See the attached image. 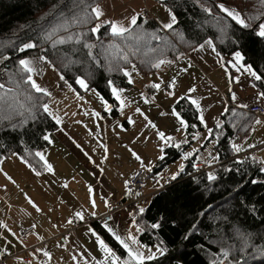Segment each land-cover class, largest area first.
<instances>
[{"label":"trees","instance_id":"16d2710c","mask_svg":"<svg viewBox=\"0 0 264 264\" xmlns=\"http://www.w3.org/2000/svg\"><path fill=\"white\" fill-rule=\"evenodd\" d=\"M102 1L96 0V3ZM160 2L177 17V24L173 29L165 33L153 16L143 12L140 23L147 32L156 31L170 41L163 58L175 61L177 56L185 55L202 41L213 38L214 46L222 56L232 55L236 50L241 51L244 58L242 61L251 65L253 70L262 76L261 80H255V84L260 92H264V39L256 37L250 29L240 30L236 26L229 31V38H224L221 43L215 22L217 11L214 10L209 16L201 7V5L212 7L221 0H160ZM224 2L228 6L243 10L246 20L250 16L264 13V3H261V0ZM72 6L73 0H0V83L11 86L7 84V72L13 70L18 58L21 56L30 58L40 54L39 48L27 50L24 54L17 52L16 49L29 42L30 38L35 41L41 28L46 29L56 23L61 13L70 16ZM107 28L108 26L104 25L96 36L89 34L90 39L87 41L96 45L92 51L102 65L104 57L109 53L117 57V60L120 55L128 54L130 62L119 63L129 72L132 71V64H135L136 71L143 75L157 70L151 63L159 53L145 54L146 49L143 47L135 54L128 53L124 49L125 42L119 38H111V42L124 51L109 49V52H105L104 49L110 40ZM151 46L155 47L156 42L153 41ZM45 48L50 58L56 60L59 70L65 71L74 88L78 89L74 84V76L76 74L84 76L90 71L92 77L89 89H96L112 107L110 114L117 115L116 102L107 86V80H114L122 88H130L132 84L128 83L129 77H124L117 71L109 72L104 67L97 68L91 63L87 50L82 45L66 44L58 46L55 50L45 45ZM3 56H9L10 59L4 61ZM64 57L75 61L67 70H64L61 64ZM87 90L78 89L80 93ZM41 99L46 103L48 97ZM262 105L264 106V103ZM173 107L187 122L185 134L191 142L193 134L202 129L196 110L186 98L178 99ZM255 119V115L245 112L242 108L228 106L219 121L211 127L213 131L204 142L213 143V157H216L214 166L198 173L194 167L197 153H191L184 162V170L175 180H172L169 174L163 175V178L167 179L166 182L158 184V189L148 196L147 203L132 204L129 213L136 211L137 205L145 208L142 214L138 212L136 214L137 224L143 229L144 237L156 245L163 241L162 246L168 250L163 256L157 254L155 261H146L145 264H210L213 259H223L222 248L231 249L229 259L233 264H264V255L261 254V249H264V171H261L264 163L257 157L264 149L247 154L253 148L236 152L232 147L234 139H237L235 145H238L240 140L250 134ZM217 124L220 125L219 128L216 127ZM57 128L54 121L47 118L42 110L37 120L24 128L12 131L6 125H0V145H4L0 148V155L10 156L13 150L23 155L26 148L32 152L42 151L49 145L42 139V134ZM186 147V144L178 148L172 145L166 147L164 158L154 163L149 178L178 158L182 149ZM29 159L37 170L44 171L37 159L33 157ZM210 171L216 176V180L207 179ZM125 194L127 195L126 191ZM201 213L206 214L200 215ZM161 218H163L161 227L153 229L151 225ZM104 220L91 218L88 223L117 255L126 259L124 249L102 227ZM193 224H196L197 228L189 239L185 240L184 236L189 233ZM61 227L63 230L59 234V245H62L60 237L66 235L64 232L69 226L62 224ZM241 234H245L246 238H242ZM240 249H243V252Z\"/></svg>","mask_w":264,"mask_h":264},{"label":"crops","instance_id":"0c3cea01","mask_svg":"<svg viewBox=\"0 0 264 264\" xmlns=\"http://www.w3.org/2000/svg\"><path fill=\"white\" fill-rule=\"evenodd\" d=\"M99 4L105 12L104 18L126 21L133 12H142V10L145 9L144 13L153 16L160 26L162 23H166L169 20L168 12L166 11L167 8L160 0H103ZM241 12H243V10ZM244 18L246 19L245 15ZM197 46L198 45L195 47ZM193 48L179 60L172 61L171 64L162 65L153 73L143 75L138 71H131V75L138 77L140 80V86L137 94L131 93L133 84L130 88H125V95L123 98L125 99L126 107L123 112H121L119 108H116L118 111L116 116L126 119L128 116H132L134 120H139V116L135 112V109L139 107L149 116L148 109L152 106L153 111L157 114V123H154L156 128L159 131L165 132L166 135L171 136L174 144L182 146L185 144L183 141L188 140L185 134V128H181L179 121L171 114L174 111V103L181 97L186 98L189 102L190 99H196L200 103L201 112H198L195 106H192L197 112V117L199 115L205 117V123L208 127H212L219 121L221 114L228 106L242 108V105L264 103V100L257 95L260 91L255 84V79L245 72L243 67L234 64L233 54L222 56L216 50V52L219 53V56H217L216 52H213L211 48L207 46L198 51H194ZM241 65H245V63L241 61ZM181 69H186V71H181ZM173 78H176L175 88H166V85ZM40 79H43V85L49 87L52 92L51 97H48L46 103L50 105L52 110L53 107L56 108L58 106L60 108L59 111L54 112L62 118L63 122H68L74 126V120L81 116V114H79L80 104L86 103L88 100V97H86L88 90L82 93H80V91H69L59 80L58 74L53 72L51 68L46 69L44 75ZM153 83H160L161 88L159 90L151 88L150 86ZM189 88H195L196 90L190 93L188 91ZM168 91L173 92L174 95L169 96L167 94ZM141 93H143L144 97H147L149 103H144ZM157 94L161 95L157 96ZM77 95H79L81 99H77ZM233 96L236 97L235 100L232 99ZM161 113H164V115H161ZM255 117V120L259 119L262 123L254 124L250 134L238 142L237 146L242 150L250 147L254 148L264 139V113L260 117ZM124 127L128 129L127 134L131 136V124L125 120ZM201 127L202 129L194 134H199V136L202 135L203 137L208 136L209 133L206 131L205 125L201 124ZM61 129H63V131H61ZM72 129L58 126L56 130L48 132L51 134L53 143L49 144L44 151L42 150L48 162L54 167V174H49L45 171H43L44 173L41 172L42 181L38 186L39 189H37V191H43L46 196V219L49 220L50 226L46 225L45 233L40 232L44 230L45 227L43 226L39 227V231L34 229L36 231V239L33 241H26L27 247L24 243L18 248L13 241L4 240L1 234L0 249H7V251H10L6 254H0V258H5L4 264H6V262L10 264L8 260L12 261L16 259L15 257H17V254H19L22 259L30 261V264H36L37 261L43 259L44 257L39 253L33 254V250L36 247L44 246L41 245L44 239H37V236H55V240L58 241L61 232L60 225L66 224L65 221L72 217L75 210H84L86 222L74 221L75 224L78 222L79 226L77 227L76 225L72 232L65 235L68 238L67 242L70 243L74 255H81L84 261L85 259L88 260L89 264H92L93 259H100L98 257L101 256V254L95 243V237L87 232V228L91 227L88 220L91 218H98L105 213V205L104 203L102 204L104 195H110L114 201L119 199L129 200L128 196L125 194L124 182L128 181L135 170L143 169L140 167L139 162L131 156L129 149L136 151L143 158L145 163L144 170H146V168L149 167L147 165L157 157L159 147L165 145L163 141L157 143V145L152 144V142H148L146 138L145 141L141 139L137 141L133 140V142L128 143L127 146L121 144L118 149L115 144H112L110 149L107 148L108 156L106 155L105 158V155L100 156L96 150L94 153L91 152L87 147L91 149L92 144L86 147L81 141V135L76 130L73 131ZM177 129H179V131ZM203 137H200L198 141L200 144H197L195 140L191 142L188 141L186 144L190 150L196 148L195 145L200 147L201 152L196 148V151L199 152V154L197 153L196 155V161L204 160L208 156H214L213 151L204 153V150H202L201 147L205 145ZM77 144L80 145L79 148L76 146ZM174 144L170 145L174 146ZM208 144L211 147L213 145L212 142L207 143V145ZM85 152L91 156V161L84 155ZM157 160L158 159H156L155 162ZM0 163L21 165L15 158L7 159ZM153 165L154 164L150 165L151 168ZM12 173L13 172L10 174ZM45 173L46 180L43 178ZM149 182L150 178L147 184ZM46 183H48V185ZM64 184H67L68 187H63ZM147 184L144 189L147 187ZM57 185L62 187L64 191L58 192L56 190ZM88 186L94 188L93 198L96 202L95 217L88 215V213L93 211L88 200ZM157 189L158 188H154L150 190L148 194H151ZM78 205H81V209ZM49 209H52V211H49ZM128 213L129 211L125 208L112 211L110 215L114 217V220L109 222L110 226L114 230H118L122 236H126L128 231L133 232L139 243L144 245L141 251L149 249L154 251L157 245L150 239H146L142 231L139 233L135 232V227L132 226L131 217ZM52 225H59V228H54ZM27 226L29 225L26 224L21 226L18 230L22 239L27 238L21 236L22 230ZM68 226L69 225H67V227ZM11 231L15 233L12 229ZM46 232L48 233L47 235ZM14 236L15 235H12V237ZM65 236L62 238L60 237L62 242L61 247L65 242ZM92 249H94L95 252L92 253Z\"/></svg>","mask_w":264,"mask_h":264},{"label":"snow or ice","instance_id":"6c2138e0","mask_svg":"<svg viewBox=\"0 0 264 264\" xmlns=\"http://www.w3.org/2000/svg\"><path fill=\"white\" fill-rule=\"evenodd\" d=\"M261 3H264V0H261ZM203 12L207 13L209 16L213 14V11H217L216 17V25L218 26V31L220 33V41L223 42L224 38H229L228 33L234 27L238 26L240 30L250 29L255 33L256 37L264 39V13H261L256 16H250L246 20L244 18V13L241 12L235 6H228L224 0L221 2L214 3L212 7H206L201 5ZM168 12L169 20L166 23L161 24V30L165 33L168 30L173 29L174 25L177 24V17L174 12L170 9H166ZM142 13L141 12H133L130 17L126 19V21H120L117 19L104 18L105 12L102 9L99 3H96V0H73V6L71 9L70 16H64L63 13L57 19V22L50 25L48 28H41L40 34L37 36L36 40L33 41L31 38L29 42L23 43L19 48L16 49L17 52L24 54L27 50L37 49L39 48L40 54L29 58L28 56H21L16 61L13 70L7 72L8 81L7 84L11 86H6L5 83H0V125H6L12 131L17 130V128H24L26 125H29L30 122H34L40 115V111L46 114L47 118H50L54 121L55 125L62 124V118L57 115L49 106L48 103H44L42 101V97H51L52 92L49 87H45L42 83L38 82L35 79L36 76L42 74V68H51V70L58 74L59 80L63 83V86L67 87L69 91H78V89H89L90 87V79L92 77V73L89 71L86 75L82 76L80 74H76L74 76V84L78 86V89L73 87V84L69 82V79L66 76L65 71H60L56 60L50 58L45 45L51 47L52 49H57L58 46H63L66 44H76L82 45L84 49L87 50V56L89 57L92 64H95L97 68L104 67L107 71H117L122 73L124 77H131V72L127 70V68L123 67L119 61H123L124 63H129V55L122 54L117 57L112 56L110 53L104 57L103 65L96 59V54L93 53L92 49L96 47L95 44L87 42L91 36H96V34L100 31V29L107 25V34L110 37L107 48L104 49L105 52H109V49H115L118 52L127 50L128 53L135 54L141 50V47L146 49V53H159L158 56L154 57V62L151 63L153 68L159 69L162 65L171 64L172 61L166 60L163 58L164 52L170 46V41L166 38V36L159 35L156 31L147 32L143 25L140 23ZM78 29V31H77ZM90 34V35H89ZM111 38H119L124 41V49H121L120 46L113 44L111 42ZM156 42V46L152 47V42ZM130 42V43H129ZM211 48L213 52H216V48L214 46V39L209 38L206 39L203 43L198 44L197 47H194V51H198L204 49L205 47ZM217 56L219 53L216 52ZM183 54L177 56L176 59L179 60ZM9 56H3V60H9ZM234 64L236 66L243 67L244 71L247 72L252 78L255 80H261L262 76L258 75L256 71L253 70L251 65H241V61L244 59L241 51L236 50L233 53ZM67 61V62H65ZM75 61L68 60L67 57H64L61 60V64L64 70H67L74 64ZM136 70V65L132 64V71ZM181 71H186V69H181ZM133 81L129 78L128 83L131 84ZM107 86L110 89V93L114 98L119 110L121 112L124 111L126 107L125 99L122 94L125 89L120 87L115 83L114 80L108 79ZM176 86V78H173L167 85L166 88L172 89ZM151 88L159 90L161 88L160 83H153ZM95 92V89H91ZM195 88H189L188 91L195 92ZM35 94V95H34ZM169 96L174 95L173 92L168 91ZM97 95H99L97 93ZM257 95L264 100V92H259ZM144 103H149L147 97L143 96ZM77 99H81L79 95H77ZM183 99V97H181ZM233 100L236 99L235 96L232 97ZM103 102V101H102ZM190 104L195 106L198 112H201L200 103L196 99H190ZM242 107H247V105H242ZM105 111H112V107L104 103ZM135 112L143 117V119L147 122L146 128H156V125L148 118L147 115L141 110V108L137 107ZM172 116L176 117L179 121L181 128H187V122L180 116L178 112L175 110L171 113ZM164 115V113H161ZM94 118H99L100 113H93ZM199 122L205 125L206 131L211 134L213 129L208 127L205 123V117L203 115L198 116ZM127 122L129 124H135V120L132 116L127 117ZM79 123V121H77ZM262 121L257 119L255 120V124H261ZM119 126V125H118ZM195 127V125H192ZM217 128L220 127L219 124L216 125ZM179 131V129H177ZM63 131V129H61ZM156 136L160 141H163L165 145L174 144L173 138L169 135H166L163 131H156ZM199 134H194L192 139H196ZM42 139L48 144L53 143L51 139L50 133H43ZM147 139V138H146ZM204 140L208 139V136L203 137ZM183 143L187 144L188 140H184ZM78 148L80 145H76ZM175 147H180L179 144H174ZM4 145H0V148H3ZM99 147L104 150L105 158L108 152L107 146L102 142H99ZM233 149L236 152L242 151V149L233 144ZM95 151V149H93ZM131 156L139 162L141 168L145 167V163L143 158L134 150L129 149ZM160 155L156 157L158 160H162L164 158V148L159 147ZM85 156L91 161V156L88 155L87 152L84 153ZM191 153H185L182 159H187ZM29 157H33L38 160L41 164L43 170L49 174H54V167L51 163L48 162L44 153L42 151L32 152L25 149L23 155L20 154L19 151L13 150L11 151L10 156H2L0 155V162L15 158L20 161L27 169L31 171V173L39 177L41 176V171L37 170L36 166L32 162ZM213 160L216 157H212ZM103 162V161H101ZM195 167V165H194ZM183 166L179 168L177 173H173L171 176L172 180L177 178L179 172H182ZM146 171L151 172V166L146 168ZM227 171V169H226ZM261 171H264V168H261ZM5 178L11 183L15 184V179L10 176L7 172L3 173ZM138 175V174H137ZM209 181L216 180V176L209 173L207 176ZM159 183V180H157ZM255 183V181H253ZM63 187L67 188L68 185L64 184ZM124 188L126 193H131V189L128 186V181L124 182ZM88 200L93 211L88 213L89 216L95 217L96 212V202L93 198L94 188L88 186ZM135 196L139 197L140 193L136 192ZM25 199L27 203L36 211L42 212L43 210L31 199V197L25 194ZM105 207H109V201L104 200ZM211 207V206H209ZM254 211V209H252ZM52 211V209H49ZM145 211L144 207H140L137 205V210L134 212L128 213L131 217V224L135 227V232L139 233L143 229L140 228L136 221L137 212L142 214ZM206 213H201L200 215H205ZM227 219V218H225ZM73 220L79 222H86L84 210H75L72 214L71 218H68L65 223L72 224ZM114 217L109 215L102 224V227L109 233V235L124 249V252L127 254V258H122L117 255L116 252L101 238V236L91 227L87 228V232L91 234V236L95 237V243L97 245L98 251L101 254V259H93L92 264H145L146 261H155L157 259V254L163 256L168 250L163 247V241H160L156 246L155 250H146L141 251L140 249L144 248V245L140 244L136 239V236L133 232L128 231L126 236H122L118 230H114L109 222L113 221ZM163 222V218L160 221L154 222L151 227L153 229L161 227ZM0 227H6L3 224H0ZM52 227H59V225H52ZM32 229L36 228L35 224L31 225ZM197 225L193 224L189 233L184 236L185 240H188L191 234L196 230ZM11 231V230H9ZM34 234V233H33ZM15 235V233H12ZM242 238H246L245 234H241ZM37 239H43V237L37 236ZM67 237H64V241H67ZM21 243H25L21 241ZM131 245H136L137 247L134 249ZM27 247V244L25 243ZM243 252V249H240ZM231 249H221V255L223 259H213L210 264H233V261L229 259ZM7 249H0V254H6ZM39 253L46 258L50 257V252L47 249H41V247H36L33 250V254ZM261 254L264 255V249H261ZM17 259L19 264H30V261L22 259L19 254H17ZM80 258L77 256H73L72 260L77 262ZM84 264H88V260L85 259Z\"/></svg>","mask_w":264,"mask_h":264},{"label":"rangeland","instance_id":"374dc122","mask_svg":"<svg viewBox=\"0 0 264 264\" xmlns=\"http://www.w3.org/2000/svg\"><path fill=\"white\" fill-rule=\"evenodd\" d=\"M46 71L48 68H42ZM136 71V70H135ZM44 78V77H43ZM38 82L43 84V79H40L38 76L35 77ZM131 80L133 81L131 84H133L131 88L132 94H137L139 86H140V80L138 77H135L131 75ZM94 89V88H91ZM91 89L88 90L86 97H88V100L86 103L80 104V112L81 116L74 120L75 125L72 126L68 122H63L61 125L63 128L72 129L73 131L76 130L81 135V141L82 143L87 147L89 144H92V148L87 147L91 152L94 153L93 149L98 152L100 156L105 155L104 150L99 147V142H102L104 145L107 146L108 149L111 148L112 144H115L116 148L118 149L121 144L124 146H127L128 143L133 142V140L137 141L141 139L142 141H145V138H147L148 142H152V144L157 145V143H160L158 137L156 136L157 128H146V121L143 119V117L139 116V120H135V124H131V136H129L128 129L124 127V121L126 118H119V117H113L111 116L110 111L104 110V103H107L106 100L102 97V95L95 89V92H93ZM125 89V88H124ZM86 92V91H85ZM97 93L99 95H97ZM125 95V91L122 94V96ZM161 94H157V96H160ZM103 101V102H102ZM108 104V103H107ZM50 106V105H49ZM118 109V107L116 106ZM59 107L56 108L53 107V111H59ZM149 116L148 118L153 122L157 123V114L153 111L152 106L148 109ZM100 113L99 118H94L93 113ZM146 115V114H145ZM79 121V123H77ZM255 124V121H254ZM119 125V126H118ZM264 125V124H263ZM254 126V125H253ZM169 127V125H168ZM128 136V137H125ZM193 137V136H192ZM201 136H198L195 140V142L198 143ZM204 141V139H203ZM202 141V142H203ZM264 139L261 140L260 143H262ZM201 142V143H202ZM170 144L163 145L164 149L168 147ZM196 148H198L199 152L200 147L195 145ZM196 148L189 149L188 146L186 148L182 149L181 155L176 158L174 161L166 164L162 170L156 173L155 176L150 177V182L147 184V187L142 191V194H146V196H149L148 192L154 188H158V184H162L161 182H166V178H163V175L169 174L170 176L173 175V173H177L181 165L184 167V162L186 159H182L185 153H198L196 151ZM202 150H204V153H210L214 151L213 147H211L209 144H205L202 147ZM46 148L43 149V151ZM160 155V152L157 153ZM108 156V153L106 154ZM110 156H113L109 154ZM46 157V155H45ZM257 157L261 158V161L264 163V152L257 155ZM118 158V157H117ZM156 160L153 159L147 166H150L151 164H154ZM19 161V160H18ZM20 162V161H19ZM21 164V163H20ZM145 169V168H143ZM4 172H7L10 176H12L16 183L13 184L10 181H8L5 176ZM13 172L12 174H10ZM44 173V172H43ZM180 173V172H179ZM213 174L212 171L208 172V174ZM42 174V173H41ZM38 178V179H37ZM34 176L29 169H27L23 164H6V163H0V224L5 225L6 227H0V235L2 234L4 237V240L13 241L19 248L24 243H21V241H33L36 238V231L34 230V234L30 235L26 239H22L19 235V229L21 226L24 225H36V230L39 231V227L43 226L45 227L43 231H40L41 233H45L46 231V225L50 226L49 220L46 219V196L44 195L43 191H37L39 189V184L42 181V177ZM43 178L46 180V173L44 174ZM38 180V183H37ZM159 180V183H153L157 182ZM55 183V182H53ZM48 185V183H46ZM57 184V183H56ZM56 190L58 192L64 191V189L60 186H56ZM25 194L27 196L31 197V199L43 210L42 212H36L26 201ZM101 201V200H100ZM103 201V200H102ZM101 201V202H102ZM104 201L102 202V204ZM78 207L81 209V205H78ZM106 209V207H105ZM68 225V224H67ZM77 227L79 226V223L76 222ZM62 224L60 225V230L62 229ZM59 228V227H58ZM15 231V236L12 237L11 233L12 231ZM48 233L46 232V235ZM55 236H49L43 237V241L41 245L39 246L41 249H47L50 252V259L46 258L44 256L43 259L40 261H37L36 264H84L83 258L80 256V259L77 262H74L72 260V257L74 256L72 247L70 243L66 241V243H63V246L59 245L58 241L55 240ZM132 247L135 249L136 246L132 245ZM141 250V249H140ZM8 253L10 251H7ZM92 253L95 252L94 249L91 251ZM41 255V254H40ZM20 256V255H19ZM13 257V256H11ZM21 257V256H20ZM16 259H13L12 261L8 260L10 264H19L17 257ZM98 258H102L99 256ZM6 264H9L6 262ZM89 264V263H88Z\"/></svg>","mask_w":264,"mask_h":264},{"label":"built area","instance_id":"2783aa9c","mask_svg":"<svg viewBox=\"0 0 264 264\" xmlns=\"http://www.w3.org/2000/svg\"><path fill=\"white\" fill-rule=\"evenodd\" d=\"M142 12H145V9L142 10ZM45 73V70L42 69V74L39 75L38 77L41 78ZM242 110H244L247 113L253 114L257 117L262 116L264 113V106L262 104L258 103H251L248 104L247 107H242ZM233 143H237V139L233 140ZM264 149V141L262 142L261 145L253 148L252 150L248 151L247 154H253L254 152H259ZM213 156H208L204 160H199L195 162V168L197 169L196 171L203 172L211 169V167L214 166L215 160L212 159ZM138 174V175H137ZM149 180V172L144 170V169H138L132 178L128 181V186L131 189V193H127V196L129 197L128 201H123L122 199L114 201L110 195H104L103 201L108 200L109 201V207H106V211L103 215L98 217L99 220L103 221L104 218L108 217L110 213L114 210L117 209H127L128 211L131 210L132 204L135 202H141L142 204L147 203V198L148 196L142 194V191L147 184ZM139 192L140 196L137 197L135 196V193ZM76 224L73 222L72 224H69V227L67 230L64 232L66 234L72 232L75 228ZM34 233V229L31 228V225L25 227L22 232L21 236L26 238L29 237ZM5 258H0V264H4Z\"/></svg>","mask_w":264,"mask_h":264}]
</instances>
